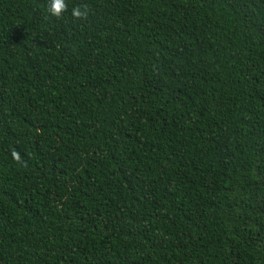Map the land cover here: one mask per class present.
Masks as SVG:
<instances>
[{
    "label": "trees",
    "instance_id": "obj_1",
    "mask_svg": "<svg viewBox=\"0 0 264 264\" xmlns=\"http://www.w3.org/2000/svg\"><path fill=\"white\" fill-rule=\"evenodd\" d=\"M67 3L0 0V264H264V0Z\"/></svg>",
    "mask_w": 264,
    "mask_h": 264
},
{
    "label": "clouds",
    "instance_id": "obj_2",
    "mask_svg": "<svg viewBox=\"0 0 264 264\" xmlns=\"http://www.w3.org/2000/svg\"><path fill=\"white\" fill-rule=\"evenodd\" d=\"M46 12L50 17L60 18L62 14H67V0H46ZM70 14L74 20L83 19L88 14L86 5H74L70 9Z\"/></svg>",
    "mask_w": 264,
    "mask_h": 264
}]
</instances>
